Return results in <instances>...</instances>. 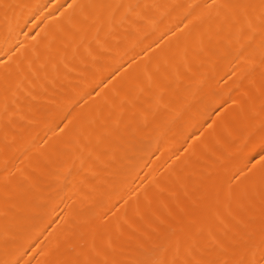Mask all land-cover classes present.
I'll list each match as a JSON object with an SVG mask.
<instances>
[{"label":"bare ground","instance_id":"1","mask_svg":"<svg viewBox=\"0 0 264 264\" xmlns=\"http://www.w3.org/2000/svg\"><path fill=\"white\" fill-rule=\"evenodd\" d=\"M0 264H264V0H0Z\"/></svg>","mask_w":264,"mask_h":264}]
</instances>
